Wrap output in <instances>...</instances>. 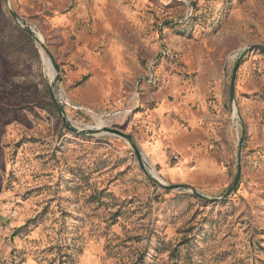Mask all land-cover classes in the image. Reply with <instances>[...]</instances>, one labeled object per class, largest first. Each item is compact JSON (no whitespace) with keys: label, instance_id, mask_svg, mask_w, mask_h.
I'll return each mask as SVG.
<instances>
[{"label":"rangeland","instance_id":"1","mask_svg":"<svg viewBox=\"0 0 264 264\" xmlns=\"http://www.w3.org/2000/svg\"><path fill=\"white\" fill-rule=\"evenodd\" d=\"M263 51L264 0H0V264H264Z\"/></svg>","mask_w":264,"mask_h":264},{"label":"water","instance_id":"2","mask_svg":"<svg viewBox=\"0 0 264 264\" xmlns=\"http://www.w3.org/2000/svg\"><path fill=\"white\" fill-rule=\"evenodd\" d=\"M133 148L135 149V153L137 155V157L139 158V152L136 150L135 146L133 145ZM159 182V181H158ZM162 186L164 187H168V188H174V187H182V185H172V184H165V183H161L159 182Z\"/></svg>","mask_w":264,"mask_h":264},{"label":"trees","instance_id":"3","mask_svg":"<svg viewBox=\"0 0 264 264\" xmlns=\"http://www.w3.org/2000/svg\"><path fill=\"white\" fill-rule=\"evenodd\" d=\"M264 52V51H263Z\"/></svg>","mask_w":264,"mask_h":264}]
</instances>
